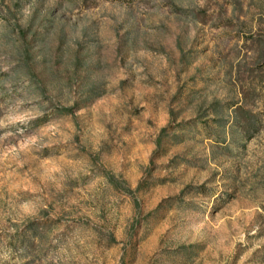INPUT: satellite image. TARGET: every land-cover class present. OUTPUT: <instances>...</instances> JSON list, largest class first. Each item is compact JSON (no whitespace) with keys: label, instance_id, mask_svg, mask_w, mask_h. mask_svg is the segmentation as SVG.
<instances>
[{"label":"rangeland","instance_id":"rangeland-1","mask_svg":"<svg viewBox=\"0 0 264 264\" xmlns=\"http://www.w3.org/2000/svg\"><path fill=\"white\" fill-rule=\"evenodd\" d=\"M262 55L264 0H0V264H264Z\"/></svg>","mask_w":264,"mask_h":264},{"label":"trees","instance_id":"trees-1","mask_svg":"<svg viewBox=\"0 0 264 264\" xmlns=\"http://www.w3.org/2000/svg\"><path fill=\"white\" fill-rule=\"evenodd\" d=\"M262 57V59H261V61H264L263 59H264V57H263V55L261 56ZM259 61V60H258ZM260 62V61H259ZM262 63H264V62H262ZM245 121H246V123H249V118L248 117H245Z\"/></svg>","mask_w":264,"mask_h":264}]
</instances>
